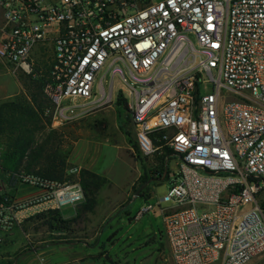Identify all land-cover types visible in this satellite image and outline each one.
I'll list each match as a JSON object with an SVG mask.
<instances>
[{"label": "built area", "instance_id": "obj_1", "mask_svg": "<svg viewBox=\"0 0 264 264\" xmlns=\"http://www.w3.org/2000/svg\"><path fill=\"white\" fill-rule=\"evenodd\" d=\"M0 64L44 79L52 128L87 110L70 100L120 96L138 155L162 160L172 264H264V0H0ZM15 180L34 193H0V245L84 201L78 183Z\"/></svg>", "mask_w": 264, "mask_h": 264}, {"label": "rangeland", "instance_id": "obj_2", "mask_svg": "<svg viewBox=\"0 0 264 264\" xmlns=\"http://www.w3.org/2000/svg\"><path fill=\"white\" fill-rule=\"evenodd\" d=\"M28 84V76L11 74L0 64V97L7 95L0 102L25 96ZM112 95L111 102L70 100L73 107L87 110L71 114L55 127L63 133L60 145L66 156L63 182L78 183L82 189V172L99 178L92 210L82 208L85 201L75 206L77 215L70 223L73 232L69 234L51 230L46 222L31 219L34 215L24 219L0 245L3 253L11 257L8 264L25 252L76 243L87 246L97 243L90 250L82 248L92 254L94 264H108L106 259L113 264H172L156 207L158 197L167 188L166 181L158 180L156 174L162 160L158 156L138 155L129 114L120 96ZM4 149L0 139V177L7 173L8 180L10 166L4 162ZM145 181L150 182L134 198L133 193ZM147 204L152 209L136 219L137 212ZM73 213L72 209L61 211L63 217Z\"/></svg>", "mask_w": 264, "mask_h": 264}, {"label": "trees", "instance_id": "obj_3", "mask_svg": "<svg viewBox=\"0 0 264 264\" xmlns=\"http://www.w3.org/2000/svg\"><path fill=\"white\" fill-rule=\"evenodd\" d=\"M28 78L25 96L0 102V139L5 148L4 162L10 166L9 182L15 183V174L21 169L63 182L66 173V156L60 147L63 133L51 127L50 112L53 105L43 94L44 79ZM117 100L121 101L119 98ZM156 174L161 176V169ZM96 180L99 178L95 175L87 172L80 174L85 197L82 208L86 211L92 210L95 204V194L99 187ZM75 218L65 220L60 212L49 210L35 214L31 219L42 220L51 230L69 234L73 232L70 223Z\"/></svg>", "mask_w": 264, "mask_h": 264}, {"label": "crops", "instance_id": "obj_4", "mask_svg": "<svg viewBox=\"0 0 264 264\" xmlns=\"http://www.w3.org/2000/svg\"><path fill=\"white\" fill-rule=\"evenodd\" d=\"M5 98H7V95L1 96L0 101L4 100ZM6 175L7 173H5V176L0 177V193H12L13 195L19 198L34 193L33 190L23 188L18 184H10L9 179L7 180ZM72 210L74 211V213L69 217H63L60 212L62 218L65 220H69L76 217V210L74 208ZM96 244L92 246H87L85 244L76 243L71 245H63L58 248L50 247L47 249H40L38 251L25 252L19 257L15 258L11 264H94V261L91 259L92 254H88V252L83 251H85V249L90 250L94 248ZM82 248L85 249L82 251ZM3 251L4 250L1 248L0 264H8L7 260L11 257H7L3 253Z\"/></svg>", "mask_w": 264, "mask_h": 264}, {"label": "water", "instance_id": "obj_5", "mask_svg": "<svg viewBox=\"0 0 264 264\" xmlns=\"http://www.w3.org/2000/svg\"><path fill=\"white\" fill-rule=\"evenodd\" d=\"M150 181H145L138 189L135 190L133 193L134 198L138 197L140 191L149 183ZM108 264H113V261L111 259L107 260Z\"/></svg>", "mask_w": 264, "mask_h": 264}, {"label": "flooded vegetation", "instance_id": "obj_6", "mask_svg": "<svg viewBox=\"0 0 264 264\" xmlns=\"http://www.w3.org/2000/svg\"><path fill=\"white\" fill-rule=\"evenodd\" d=\"M108 259H106V262H107Z\"/></svg>", "mask_w": 264, "mask_h": 264}]
</instances>
